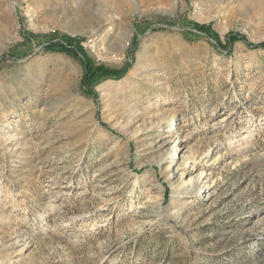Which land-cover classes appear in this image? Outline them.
Returning a JSON list of instances; mask_svg holds the SVG:
<instances>
[{"label":"rangeland","instance_id":"obj_1","mask_svg":"<svg viewBox=\"0 0 264 264\" xmlns=\"http://www.w3.org/2000/svg\"><path fill=\"white\" fill-rule=\"evenodd\" d=\"M0 264H264V0H0Z\"/></svg>","mask_w":264,"mask_h":264},{"label":"trees","instance_id":"obj_2","mask_svg":"<svg viewBox=\"0 0 264 264\" xmlns=\"http://www.w3.org/2000/svg\"><path fill=\"white\" fill-rule=\"evenodd\" d=\"M85 79L83 81V83L88 82V79L94 80L96 79L95 75H102V76H107V77H111L113 79H119L121 78L125 71H109V69L103 68V67H98V68H92L90 66V64L87 62L85 64Z\"/></svg>","mask_w":264,"mask_h":264},{"label":"bare ground","instance_id":"obj_3","mask_svg":"<svg viewBox=\"0 0 264 264\" xmlns=\"http://www.w3.org/2000/svg\"><path fill=\"white\" fill-rule=\"evenodd\" d=\"M162 120H163V119H161L160 122H162ZM172 120H173V122L175 121V119H172ZM175 156H176V153L173 154L172 158H174ZM175 165H176V164H175ZM175 165H174V166H175ZM106 204H109V203L106 202Z\"/></svg>","mask_w":264,"mask_h":264}]
</instances>
